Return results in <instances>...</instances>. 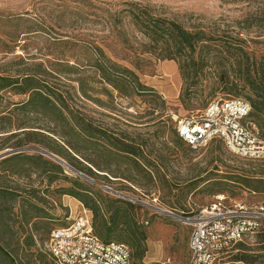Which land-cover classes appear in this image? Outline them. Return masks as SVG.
I'll return each mask as SVG.
<instances>
[{
	"label": "rangeland",
	"instance_id": "1",
	"mask_svg": "<svg viewBox=\"0 0 264 264\" xmlns=\"http://www.w3.org/2000/svg\"><path fill=\"white\" fill-rule=\"evenodd\" d=\"M128 2L186 28L201 29L212 38L207 47L197 48L193 60L182 51L171 60L162 59L158 51L141 53L140 43L147 38L130 20ZM263 13L264 0H0V75L23 72L40 63L48 71L45 79L49 85L60 91L73 109L100 125L109 136L143 141L150 159L161 157L158 161L169 181L181 186L194 174L210 177L186 196L185 188L169 193L158 176L149 180L145 172H136L130 157L110 154L103 144L99 157L87 152L104 170L93 167L98 174L87 175L89 179L63 165L68 175H78L91 185L93 197L100 203L101 216L89 211L93 231L99 221L105 220L111 234L132 251L133 264H189L191 226L187 218L214 202L217 195H224L229 205H264L263 185H259L261 190L254 188L255 177L264 179V159L234 155L221 141L191 150L174 147L171 141L177 121L196 113L211 99L254 96L237 75L246 67L253 74L264 56ZM236 39L242 40L246 54L228 45ZM94 45L111 60L134 70L140 81L155 92L138 94L129 87L130 92L122 95L101 81L99 72L88 65L97 56ZM121 56L142 60L136 68ZM222 69L231 75L228 83L216 78ZM78 78L92 97L101 99L100 103L81 95ZM24 98L9 89L0 90V153L20 148H33L26 150L34 152V148L41 147L23 144L15 148L18 136L6 138L8 130L16 131L17 127L45 125L40 116L10 111L13 102ZM144 169L154 171L151 166ZM239 175H245L250 184L237 182ZM20 181L38 185L34 174ZM58 183L70 185L61 180L53 183L49 192L39 193L46 200L41 205L51 214L48 227L36 235L42 251L39 263L55 264L45 249L50 229L67 226L82 208L86 209L77 198L55 192ZM169 202H184L185 213L171 209ZM245 240L252 243L254 235ZM4 241L5 246L14 247L12 240ZM228 259V255L218 257L214 264H246ZM21 261L26 260L21 257Z\"/></svg>",
	"mask_w": 264,
	"mask_h": 264
},
{
	"label": "trees",
	"instance_id": "2",
	"mask_svg": "<svg viewBox=\"0 0 264 264\" xmlns=\"http://www.w3.org/2000/svg\"><path fill=\"white\" fill-rule=\"evenodd\" d=\"M127 4L128 8L126 10L129 12L130 20L147 38V41L140 43L141 53L153 54V52L158 51L162 59L171 60L175 59L177 51H182L189 56L190 60H193L192 54L197 48L207 47V42L212 38L211 35L201 29L186 28L175 20L152 14L145 8L137 6V4L132 2ZM260 18L264 21V13ZM24 32L19 31V34ZM241 43V39H236L235 43H228V45L246 54ZM94 50L97 56L88 65L99 72L101 81L110 84L122 95H127L130 92L129 87L133 88V91L138 94L155 92L153 87L140 81L134 70L108 58L100 46L94 45ZM120 59H128L136 68L139 67L138 63L142 60L139 57L127 58V56H121ZM199 62L203 64V59L200 58ZM47 72L46 69L41 68L40 63H35L33 69L12 75H0V90L9 89L13 93L26 96L20 101L13 102V109L10 111L20 110L24 113H32L42 117L45 122L44 127L20 126L14 129L16 131L8 130L10 133L6 137L7 139L12 136H18V139L13 143L15 148L21 147L23 144L41 146L42 148L36 147L34 149L45 150L56 155L64 160L70 168L89 178L87 175L98 174L93 171V167H96L98 171L104 170L99 168L100 165L94 159L88 157L87 152H93L96 157H99L100 147L103 144L110 154L119 153L130 157L136 165V172H145L149 180L158 176L162 184L167 187L169 193L174 189L182 190L185 188V196L195 190L198 185L210 179V177L194 174L181 186L176 182L169 181L162 167L161 160L158 161L162 159L161 157L159 159H150L141 140L133 139L130 142L114 134L107 135L100 125L94 124L84 117L80 111L73 109L62 93L49 85V82L45 79ZM237 76L248 84L254 96L246 98L232 96L214 99H244L251 107L250 120L263 131L264 56L258 66L254 67L253 74L246 67L243 71L239 69ZM216 78L223 83H228L231 75L227 70L222 69L217 73ZM78 82L80 84V93L83 97L92 98L98 103L101 102L98 97L90 95L81 79L78 78ZM227 93H231V91ZM171 138L174 147H185V149L191 150L178 136L176 125L171 131ZM213 141L220 140L212 139L211 142ZM33 151L24 150L0 159V259L2 263L4 262L3 264H47V262L39 263L41 259L39 255H42V251L37 246L36 235H38L40 229L48 227L47 223L51 219V214L41 205L46 200L39 193L49 192L53 183L61 180L68 184L70 183V185L58 183V185H55L54 191L60 195H69L77 198L87 210L92 211L94 216H101V206L99 201L93 197L94 193L90 189L91 185L78 175H68L63 167L64 164L57 162L48 155V157L43 155L44 153L38 150ZM149 166L154 167V171H146L144 169V167ZM32 174L38 177V185L33 186L29 182L22 183L20 181L23 178L30 179ZM152 174L154 175L152 176ZM254 179L257 182L254 188L259 189V185H263L264 189V179L262 177H255ZM242 181L247 185L250 184L245 175H239L237 182ZM215 184H219V182L216 181ZM168 206L173 210H179L183 214L186 210L184 209V202H169ZM98 223L97 226L94 224L97 228L93 233L101 240L104 242L112 240L122 242L111 234L108 229L110 227L105 220L102 219ZM263 223L264 219L262 220ZM262 224L254 234L252 243L246 240L238 241L231 248L223 250L219 257L228 255L229 259L227 261L264 264V225ZM54 228L57 227L51 228L49 234ZM20 238H22V241L19 240ZM38 238L40 239V237ZM4 240L7 242L12 240L15 243L14 247L5 246L3 244ZM48 254L53 262L57 264L52 255L49 252ZM131 256L133 262L132 251ZM21 257L25 258L26 261L22 262Z\"/></svg>",
	"mask_w": 264,
	"mask_h": 264
},
{
	"label": "built area",
	"instance_id": "3",
	"mask_svg": "<svg viewBox=\"0 0 264 264\" xmlns=\"http://www.w3.org/2000/svg\"><path fill=\"white\" fill-rule=\"evenodd\" d=\"M250 104L241 98L213 99L203 109L177 121L178 136L191 149L219 139L227 150L246 159H264V130L250 120ZM201 207L187 223L189 264H214L223 250L253 236L264 219L263 204H225L224 195ZM89 210L65 227L51 230L45 249L57 264H133L129 247L104 242L93 233Z\"/></svg>",
	"mask_w": 264,
	"mask_h": 264
},
{
	"label": "water",
	"instance_id": "4",
	"mask_svg": "<svg viewBox=\"0 0 264 264\" xmlns=\"http://www.w3.org/2000/svg\"><path fill=\"white\" fill-rule=\"evenodd\" d=\"M26 149H33V148H20V149H15V150H10V151H5L3 153H0V159L10 155V154H14V153H17V152H21L23 150H26ZM34 150H38L40 151L41 153H44L45 155H48L49 157L53 158L54 160H56L57 162L59 163H62L64 165H66L67 167H69L66 162L64 160H62L61 158L57 157L56 155L48 152V151H45V150H41V149H34ZM70 168V167H69ZM72 169L73 171L77 172L76 170H74L73 168H70ZM79 174H81L82 176H84L85 178H87L84 174L80 173V172H77ZM89 179V178H87Z\"/></svg>",
	"mask_w": 264,
	"mask_h": 264
},
{
	"label": "bare ground",
	"instance_id": "5",
	"mask_svg": "<svg viewBox=\"0 0 264 264\" xmlns=\"http://www.w3.org/2000/svg\"><path fill=\"white\" fill-rule=\"evenodd\" d=\"M121 196H122V195H121ZM124 197H125V196H124ZM126 198H127V197H126ZM157 210H159V211L162 212V213H167V214H169V215H172V214L166 212L165 210H162V209H157ZM173 216H175V215H173Z\"/></svg>",
	"mask_w": 264,
	"mask_h": 264
}]
</instances>
